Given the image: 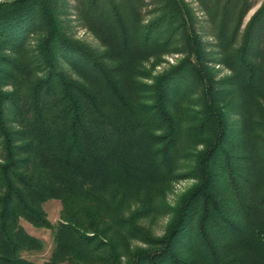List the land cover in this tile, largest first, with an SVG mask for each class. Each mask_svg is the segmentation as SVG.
<instances>
[{
    "label": "trees",
    "instance_id": "16d2710c",
    "mask_svg": "<svg viewBox=\"0 0 264 264\" xmlns=\"http://www.w3.org/2000/svg\"><path fill=\"white\" fill-rule=\"evenodd\" d=\"M193 1H0V264H264V0Z\"/></svg>",
    "mask_w": 264,
    "mask_h": 264
},
{
    "label": "rangeland",
    "instance_id": "374dc122",
    "mask_svg": "<svg viewBox=\"0 0 264 264\" xmlns=\"http://www.w3.org/2000/svg\"><path fill=\"white\" fill-rule=\"evenodd\" d=\"M0 1H4V0H0ZM187 1L193 2L191 3L192 7L196 6V16H198L199 18L204 16L203 12H201L200 9H198L197 3H195L193 0H187ZM255 1L258 3L253 8H251L250 11L247 13V15L244 18L243 25L248 21V19L253 14V12L261 4L262 0H255ZM71 24L74 25L75 23L72 22ZM208 26L209 24L205 23L204 27H208ZM73 29H74L73 35L75 38L80 39L81 41L84 42V44L90 46L91 48L99 49V50L103 49V47L100 45L98 40L89 30H87L84 27H74V26ZM206 39H208L206 43V50L208 52V55L212 54V56L214 57L216 53H212V52H214L216 48L215 46L209 43L212 42L211 40L213 38L209 36V38L207 37ZM181 57H183L182 53L164 54L161 60L157 63V65L151 67V65L146 63V67L147 69H150L152 74H156L166 69L170 64H175ZM206 64L212 67L215 78L222 77L223 75L228 74L230 72L223 64L214 63L213 61L210 62L207 61ZM145 80L151 81V79H145ZM194 183L195 180L193 178H180L173 181L172 189L167 193L168 194L166 198L167 202L174 203L177 197H179L184 192H186L190 187L194 185ZM43 206L49 220L52 223L57 222V220L59 219V213L61 208L60 201L56 198H50L44 202ZM169 217L170 215H162L158 217L157 224L154 226L155 234L160 235L163 232V228L166 225ZM20 222L29 233L37 237H40L43 240L44 246L42 249L26 253L27 257L33 259L39 264H42L48 258L51 248L53 246L51 229L46 227H35L24 219H21Z\"/></svg>",
    "mask_w": 264,
    "mask_h": 264
}]
</instances>
